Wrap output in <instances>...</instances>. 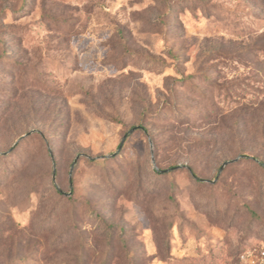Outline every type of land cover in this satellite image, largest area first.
<instances>
[{
    "label": "rangeland",
    "instance_id": "obj_1",
    "mask_svg": "<svg viewBox=\"0 0 264 264\" xmlns=\"http://www.w3.org/2000/svg\"><path fill=\"white\" fill-rule=\"evenodd\" d=\"M262 34L264 0H0V264H264Z\"/></svg>",
    "mask_w": 264,
    "mask_h": 264
},
{
    "label": "trees",
    "instance_id": "obj_2",
    "mask_svg": "<svg viewBox=\"0 0 264 264\" xmlns=\"http://www.w3.org/2000/svg\"><path fill=\"white\" fill-rule=\"evenodd\" d=\"M203 4H208V2L209 1H211V0H200ZM261 40L262 41H264V34H262L261 36ZM262 50H264V43L262 44ZM138 130V129H137ZM29 135H30V133H29ZM114 156H116V155H114ZM0 157H4V156H2V155H0ZM112 158H114V157H112ZM108 160V158H103V159H97V160H94L96 163H98V164H104L106 161ZM252 160H254V161H257V159H256V157H253L252 158ZM91 161H93V160H91ZM259 163V162H258ZM259 164H261V166L264 168V161H260V163ZM10 166V168H8ZM13 166V167H12ZM15 165L14 164H12V165H10V164H8V167H7V173L8 174H10V173H13V172H15L14 170H15V167H14ZM177 168V167H176ZM175 169V168H174ZM155 172L157 173V174H159V175H161L162 173H160L159 171H157V170H155ZM166 173H170V172H166ZM194 175V177H196L197 175L194 173L193 174ZM197 178V177H196ZM50 191H51V195H57V197H59V198H64L65 200H67V201H72L73 200V195L72 194H69V193H63L58 187H57V185H55V184H50ZM247 207V209L249 210V212L252 214V215H256L255 214V211L251 208V207H249V206H246Z\"/></svg>",
    "mask_w": 264,
    "mask_h": 264
},
{
    "label": "water",
    "instance_id": "obj_3",
    "mask_svg": "<svg viewBox=\"0 0 264 264\" xmlns=\"http://www.w3.org/2000/svg\"><path fill=\"white\" fill-rule=\"evenodd\" d=\"M136 128H137V127H133L129 132H130V133L133 132ZM126 137H127V134L124 135L123 140H124ZM122 142H123V141H122ZM235 160H236V159L229 160V161H225V162L223 163V165L221 166V169H220V170H222L223 167H224L226 164H228V163H230V162H233V161H235Z\"/></svg>",
    "mask_w": 264,
    "mask_h": 264
}]
</instances>
